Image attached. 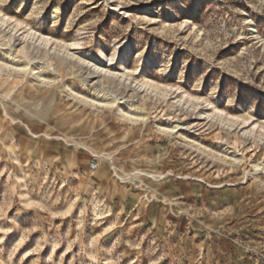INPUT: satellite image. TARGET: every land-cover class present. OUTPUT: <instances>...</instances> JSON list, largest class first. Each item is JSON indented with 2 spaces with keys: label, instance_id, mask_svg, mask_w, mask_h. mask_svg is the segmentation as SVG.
Here are the masks:
<instances>
[{
  "label": "rangeland",
  "instance_id": "rangeland-1",
  "mask_svg": "<svg viewBox=\"0 0 264 264\" xmlns=\"http://www.w3.org/2000/svg\"><path fill=\"white\" fill-rule=\"evenodd\" d=\"M0 13V264H264V0Z\"/></svg>",
  "mask_w": 264,
  "mask_h": 264
},
{
  "label": "bare ground",
  "instance_id": "bare-ground-1",
  "mask_svg": "<svg viewBox=\"0 0 264 264\" xmlns=\"http://www.w3.org/2000/svg\"><path fill=\"white\" fill-rule=\"evenodd\" d=\"M14 23V25L12 26V29H11V35L12 36H18L20 37V35H18V30L19 28H21L22 24L17 21V20H12L11 18L5 16L4 14L0 13V27L1 28H4L5 26H8L9 23ZM11 25V24H10ZM36 37V33L33 31V32H30L28 33L25 37L23 38H35ZM25 40V39H24ZM40 43L43 44L44 46H49L50 45V39L47 38V37H42L41 39H39ZM80 44H71V45H66V47L68 48H74V47H78L80 48ZM1 50L3 51V54L5 56H7L11 63H15L16 60L18 59V56L15 54L14 51L10 50V49H3L1 48ZM117 55V54H116ZM116 55H113L111 61L113 62L115 60V56ZM20 70L21 71H24V70H27V71H34L33 69L29 68L28 65H25L24 67H20ZM35 70H37V74L39 73H43L44 71V68L41 67V66H38ZM83 85H86L84 82H82ZM145 84V82H143ZM143 85V84H142ZM98 91V90H97ZM96 91V92H97ZM98 95H101L102 92L101 91H98L97 92ZM103 99H104V104L107 106V107H116L120 112H124V110L119 106V104H117V101H118V98L117 97H114L113 95H109V94H104L101 96ZM123 105L126 107V108H131L133 109L134 108V111H137L139 112L140 109L139 108H136L135 106H133L132 102H124ZM140 113V112H139ZM129 115V114H127ZM133 115V114H132ZM131 115V116H132ZM6 116L8 117V115L6 114ZM139 116H142L141 114H135L133 115L132 117H135V118H140ZM245 122V121H244ZM243 122V123H244ZM254 129V128H253ZM169 131L173 132V133H176V132H179V131H182V130H185V127H183V125H176L170 129H168ZM254 131V130H252Z\"/></svg>",
  "mask_w": 264,
  "mask_h": 264
},
{
  "label": "built area",
  "instance_id": "built-area-1",
  "mask_svg": "<svg viewBox=\"0 0 264 264\" xmlns=\"http://www.w3.org/2000/svg\"><path fill=\"white\" fill-rule=\"evenodd\" d=\"M92 169H97V164L96 163H93V165H92V167H91Z\"/></svg>",
  "mask_w": 264,
  "mask_h": 264
}]
</instances>
